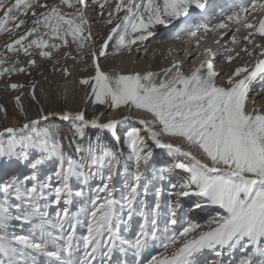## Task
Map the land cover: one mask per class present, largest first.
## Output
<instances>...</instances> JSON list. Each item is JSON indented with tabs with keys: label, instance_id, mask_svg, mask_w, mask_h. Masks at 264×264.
I'll return each instance as SVG.
<instances>
[{
	"label": "snow or ice",
	"instance_id": "6c2138e0",
	"mask_svg": "<svg viewBox=\"0 0 264 264\" xmlns=\"http://www.w3.org/2000/svg\"><path fill=\"white\" fill-rule=\"evenodd\" d=\"M92 4L101 9L105 6L101 0H92ZM61 6L74 10L66 12ZM86 7V0H59V4L40 3L39 0H15L14 3L0 0V9L3 10L0 32L9 31L11 23L10 31L15 33L26 23L18 16L30 12L32 17L31 26L0 50V76L27 71L26 67L17 66L18 60L5 67L6 52H23L29 57L27 65H34L35 60L31 59L33 49L41 57L50 58L53 50L61 47V43L55 41L67 44L68 37L77 51H82L85 42L92 39L90 33L85 34L88 23L84 14ZM193 9L207 12V0H116L106 23L112 24L116 13L123 11L124 14L111 28L98 51L91 54L95 75L80 80L84 85L93 81L89 93L94 97L93 104L107 103L112 109L134 107L151 114V121H140L145 126L147 139L156 147L168 150L169 154L190 158L188 162H177L171 168L159 169L155 177L165 179L173 169L189 173L186 182L170 185L172 191L167 201L163 231L159 228L161 189L155 188L156 203L152 206L147 205L140 194L141 185L145 195L150 191L149 184L142 183V175L153 153L139 129L131 128L126 133L130 155L121 163L119 153L105 148L99 140L89 141L87 148L78 143L76 151L81 153L82 159L77 162L64 153L61 141L50 140L47 132H36L33 136L18 139L16 133L19 129L4 127L0 130V137L7 136L0 141V158L28 161L29 149L39 150L42 158L31 163L32 175L24 176L23 180L0 183V264H94L97 260L99 264H132L119 256L113 259L115 252L121 256L131 252L135 264H141V255L150 246L163 251L151 256L148 264H197V256L204 250H212L220 257L225 252L231 256L237 249L244 253L239 264H264V111L249 110L246 104L251 82L257 77L264 79V58H258L252 66L236 67L227 77L228 87L214 82L218 73L214 71L211 58L201 60L187 75L180 70V64L174 62L162 70L159 82H156L157 73L151 71L110 74L102 71L97 62L98 56H107L109 41L115 40L112 47L116 50H131V45L153 36L157 25H168L181 17L190 20V10ZM258 12L261 13L258 18L248 19L249 15ZM226 21L250 29L243 39L253 44L250 37L256 34L264 37V0H251L239 12L225 15L211 26H198L188 34L195 37L201 27L204 33L227 28ZM183 27L187 30L189 25ZM239 30L236 28L237 32ZM232 41L237 43L235 36ZM254 47L260 48V56L264 57V47L259 44ZM242 50L249 56L253 54L247 47ZM225 51L231 52L232 49ZM204 52L211 57L210 48H205ZM225 59L231 62L233 56L228 55ZM63 72L69 74L67 68ZM8 87L19 89L24 85L12 83ZM31 87L35 100V85ZM14 99L23 114L20 97ZM0 111H5L3 106ZM60 117L76 124L74 136L81 140L89 126L107 130L119 139L115 130L121 121L115 118L101 122L99 117L86 118L83 111L74 114L65 111ZM46 119L41 110V115L26 122L23 128ZM156 123L161 126L159 132L150 126ZM162 135L183 139L190 148L201 150L208 162L198 159L191 150L163 141ZM45 159L59 161L54 173L55 185L49 182L51 177L42 181L36 174L35 170ZM86 167L106 170L107 175L104 176L102 171L85 172ZM98 174L102 180L92 190L91 208L81 207L78 212H71L68 206L73 204V197L84 195L82 188L73 192L72 179L87 184ZM117 176L124 178V192L119 200L114 197L112 186ZM101 193H104L103 197ZM189 195L205 198L212 205L226 210L227 215L214 218L208 226L190 221L186 226L182 225L171 197ZM50 197L54 199L50 200ZM10 198H14V202H10ZM61 200L64 207L56 211L54 218L51 217L46 210L49 202L58 204ZM200 207L198 203L193 205V208ZM80 213L85 214L86 221L78 218ZM134 216H139L141 221L134 238L129 239L122 233L129 231ZM13 221L30 225L28 233L8 235L7 230ZM81 224L86 227V232L77 235V227Z\"/></svg>",
	"mask_w": 264,
	"mask_h": 264
},
{
	"label": "bare ground",
	"instance_id": "6f19581e",
	"mask_svg": "<svg viewBox=\"0 0 264 264\" xmlns=\"http://www.w3.org/2000/svg\"><path fill=\"white\" fill-rule=\"evenodd\" d=\"M103 1L104 0H101V2ZM14 2L15 0H8V3H14ZM39 2L48 3V4H52V3L59 4V0H39ZM250 2L251 0H207V5H208L207 12H201L200 10H195V9L190 10L192 12V18L190 20H186L184 17H181L178 20L172 21L171 24L157 25L154 29L153 36L149 37L147 40L143 42H137L136 44L131 45V50H128L127 48H121L120 50H125L131 56L135 54L134 59L137 58L136 56L138 54L143 55L141 66L140 67H138L137 65L136 66L137 68H139L140 73L146 71L157 73L156 82H159V79L162 75V70L171 66L174 62H178L180 64V70L187 75L190 73L191 69L194 66H197L199 64L201 60L206 58H211L214 66V71L218 73V75L214 77V82L217 85L228 87L229 85L226 83L227 79L224 77L225 76L224 74L222 75L225 78V80L223 79L224 80L223 81L221 79L223 82L221 80L219 81L218 79L219 78L218 76H220L222 72H225L226 70L228 72L230 71L229 73L226 72L227 74L225 73L226 76L228 77V75H230L235 70L236 67L244 66L245 64H248V66H252L255 64L258 58H264L260 56V50L254 47V45H256L254 37L257 34L254 35L253 37H250V39L253 40V44H248L247 41L243 39L241 44H238L241 45L240 47L241 49L239 51H241L242 53L241 56L243 55V59L244 58L249 59L248 61L247 60L245 61L246 63H242V62L238 63V57L240 59V55L237 52L236 53L239 56H236L233 62L227 61L225 59L226 55H224L226 53H228V55H233V54H229V52L225 51V49L229 48L230 46H232L234 49V44L235 46H237L236 45L237 43H233V41L227 43L226 41L228 37L231 35L232 31H234V29L238 27L237 26L238 24H234L230 21H226V23L228 24L227 28L217 29L215 32H208V33H204L201 27V31L195 37L189 36L188 33L189 31H195L198 26H203L205 24L211 26L212 24H215L219 20L223 19L225 15L231 14L233 12H239L242 7H247L250 4ZM86 4H87V8L84 9V14H85V19L88 21V23L85 25V34L88 33L91 20L94 18L95 15L93 9L94 8L97 9L99 7L97 5H93L92 0H86ZM61 7L62 10L66 12H71L74 10L67 8L66 6H61ZM39 10L40 9H37V11ZM200 13H202L204 17H202ZM0 15H3L2 9H0ZM259 15H261V13L259 12L255 14L257 18L259 17ZM18 19H25L26 20L25 25L17 29L15 33H12L10 31L12 24L9 23V31L0 32V37H1L0 50H4V46L7 43H9L12 39L17 38L19 35H22L23 32L26 31L27 28L31 26L32 17L30 15V12L26 16L25 15L18 16ZM185 24L189 25L187 30H185L183 27ZM105 35L104 36L102 35L103 40L104 38L106 39L108 36V34L106 37ZM177 36L179 38H177ZM201 37H203V39H201ZM67 39H68L67 44H64L63 42L60 41H55L57 43H61V47L59 49L53 50L52 56L50 58L41 57L38 51L33 49L31 59L35 60V64L31 66L27 65L26 61L29 57L24 56L23 52L19 54L6 52L4 56V59L6 61L5 67L10 66L13 61L18 60L19 65L17 66L26 67L27 71L16 72L10 75L6 74L4 76H0V86L3 87L5 86L8 90L7 100H5L3 104H0V106H3V108L5 109V111H0V130H2L4 127L18 128L20 123L22 124L23 121L28 122L37 119L41 115V110H43V114L47 116V119L40 120L37 125L35 126L30 125L29 128L24 129L27 137L33 136L34 133L36 132H47L49 135V139L60 140L62 143L64 153L67 156H71L77 162L81 161L82 155L81 153H78L76 151V145L78 143H82L84 147L87 148L89 141L95 142L96 140H99L100 143L105 148L119 153V155L122 157L121 163H124L125 161H127L130 155L129 145H126L127 142V139L125 138L126 132H128L131 128L139 129L140 134L146 138L147 146L151 148L153 153L150 162L146 166H144V171L142 175V183H148L150 187V191L145 195L143 192V187L141 185L140 194L142 199L146 202V204L152 206L156 203V197L154 194L155 188L161 189L160 203L162 205L161 207L162 215L160 218L159 228L162 232L168 213L167 201L170 198L169 193L172 191L170 185L175 184V182L177 181L178 172L177 171L173 172L174 170L173 169L170 173L166 174L165 179H158L155 177L158 176L159 169L171 168L177 162H188L190 158L179 154H169L168 150L156 147L151 140L147 139V132L145 130V126L141 124L140 121L141 120L151 121L153 119L151 114L143 110H138L134 107L132 108L120 107L118 109H112L109 106L107 107L106 104L104 105H101L99 103L93 104L92 100L94 99V97L89 96V93L91 92V83H93V81H90L88 85L81 84L80 80L83 78L82 76L83 75L85 76L86 74H83L82 76L81 74L78 75L77 71L75 70L76 67L72 65L63 67L68 69L69 74L65 75L64 72L62 71L63 69L62 65H60L61 62L59 63L57 58L62 56L70 57L77 55L79 56V59H81L80 68L87 70L89 72L87 76L89 77L94 76L95 68L92 65L91 54L93 51H98L99 46L103 43V41L99 46H96L94 50L90 52V56H89L90 58L88 60L81 56L82 53L81 51H77V47L72 42L71 37H68ZM197 41H199V44L197 43ZM114 44H115L114 39L109 41V47L106 48V52L108 53L107 55L112 54V52L119 51L116 50V48L112 47V45ZM165 44H168L167 45L168 47H166ZM245 47H247L250 51H252L253 54L251 56H249L247 52L242 50ZM157 48H159L161 53H163L166 56L167 59H165L164 57L166 64L164 65V67H161L157 70L156 69L154 70L153 67L152 70L149 59L154 55L155 53L154 50ZM205 48H210L212 50L211 57H209L208 54L204 52ZM237 49L235 48L236 51ZM255 52L257 54H255ZM65 53H67V55H65ZM191 54H194V56L190 57ZM99 58L102 57L98 56L97 60ZM223 58L225 60V63L222 65V67L220 66L219 68L218 67L219 64H217V62L223 61ZM39 63L41 66H43L42 70L54 71L56 69L61 68L60 77L57 78L56 81H50L45 79L40 74V72L38 73L37 71ZM132 63H134V60L132 61ZM107 66L100 64L101 70L110 74L116 72L126 74L131 72V67L119 68L115 65H112L110 67ZM12 83L23 84L24 87L19 89H11L8 87V85ZM32 84L35 85V89H34L35 97H36L35 100L32 98V93H33V89L31 87ZM17 96L20 97V105L24 109L23 114H21L20 109L17 106L16 101L14 99ZM61 100H64L66 102L67 105L66 111L69 113L74 114L76 112L81 111V109L83 108L82 111L86 116L87 115L86 109L89 108L96 112L97 117H99L101 122H104L109 118H115L117 120H120L121 123L118 125V127L115 130V136L119 137V139H116L113 136V134L107 130L100 131L98 129L91 128L90 126L85 128V135L82 140L79 137L74 136V129L76 127V124L71 120L69 121L62 120L60 117L61 112L57 110V107ZM246 104L249 110H251L252 108H257L261 111H264V79L257 77L253 82H251L250 91L248 93ZM49 113H52V115H48ZM150 126L154 130L158 132L160 131L161 126L158 123L152 124ZM160 138L165 142H171L175 145H179L184 150H191L198 159L204 160V162H208L201 150H199L196 147L190 148L189 145L183 139L178 137H169L165 135H162ZM32 158L37 160L39 158H42V154L40 152L35 153L34 157ZM156 159H158L157 160L158 162H156L153 165L151 162ZM7 160L8 163L10 164V168L14 169V173H12L13 179L20 178V176L16 174V170L18 169L17 167L18 164H16V161H14L13 158L11 160L7 158ZM52 160L45 159V162L43 163V165H41V167H44V169L42 171L40 169L35 171L37 175L39 176L43 175L42 177L43 179H41L42 181L47 180L49 177H51V180L49 182L55 185L56 181H54L55 180L54 173L56 168L59 166L57 165L59 164V161L55 164L53 170H51L52 167L51 164L49 163H51ZM31 163L25 162V165L30 166ZM28 170L29 169L27 168L26 171ZM177 170L179 171L182 169H177ZM84 171L85 172L102 171L104 176L107 175L106 170H98L95 167L91 169L86 167ZM185 178H186L185 181L189 179V173L188 175L185 176ZM101 180H102V176L99 174L90 178L87 184H81L80 181L76 180L75 178L72 179L70 183L72 185L73 192L78 191L82 188L84 195L82 197H75V196L73 197V204L68 206L71 212L74 213L78 212L81 207H85L87 209L91 208L90 200L92 197V190L98 184H101ZM123 182H124V178L121 176H117L112 181V186L115 189L114 197L117 200L120 199L121 195L124 192ZM182 182L183 180L181 182L179 181L177 185L182 184ZM0 183H4L2 179H0ZM100 195L101 197H103L104 193H101ZM0 198H2V194H0ZM51 199H54V197H50V200ZM171 199L174 202L175 210L177 211L178 217L181 219V224L184 226H186V223L189 221L200 224L202 226H208L209 221L213 220L214 218L224 217L221 216L220 214H216V205H212L205 198L200 199V197L189 195L187 197L172 196ZM10 202H14V198H10ZM197 203L201 204V207L198 209L193 208V205ZM51 207H53V209H50ZM63 207L64 205L62 200L58 204H53L49 202V206L46 210L48 211L50 216L54 218L56 211L58 209H62ZM78 218L81 221H86V217L84 213H80ZM140 221L141 218L139 216H134L129 231L127 233H122V235H124L126 238L129 239L134 238L135 231L138 230V224ZM29 227L30 225L28 224H24L20 221H13L11 222L7 232L8 235H12V234L26 235L28 233ZM85 232H86V227L84 226V224L78 225L77 235H83L85 234ZM162 251H163L162 248L150 246L142 253L140 258L141 264L146 260V258H148V256L157 255L159 252ZM211 251L212 250H204L202 253L198 254L197 264H204V261L207 259L206 258L207 255H209ZM118 256L122 260H127L132 262V264H135V260L132 257L131 252H129L126 256H121L118 252H115L113 259H115ZM216 258L219 259L218 257ZM94 264H99V261L97 260L96 262H94ZM215 264H219V263H215ZM222 264L224 263L222 262Z\"/></svg>",
	"mask_w": 264,
	"mask_h": 264
},
{
	"label": "rangeland",
	"instance_id": "374dc122",
	"mask_svg": "<svg viewBox=\"0 0 264 264\" xmlns=\"http://www.w3.org/2000/svg\"><path fill=\"white\" fill-rule=\"evenodd\" d=\"M102 3L105 4V6H104L103 9H101L100 7H98L97 9L96 8L93 9L95 15H94V18L91 20V23H90V26H89V31H88V33H90V34L92 33L91 34L92 39L89 42H87V43L85 42V47L81 51L82 52L81 53V56L84 57L85 59H88V60L90 58L89 57L90 56V52L92 50H94V48L96 46H99L102 43V41L105 40V38H104V40L102 39V35L104 36L105 33H106V35H105V37H106L107 34L109 33V31L111 30V28L114 27L115 24L118 22L119 17L123 16V12L122 11L119 12V13H116V15L112 17L113 23L112 24L106 23V21L108 19V13L115 8L116 0H104ZM101 12H103V14H101ZM255 14L256 13H252L251 15H249L248 19L251 21L252 18H253V15L255 16ZM200 15L202 17H204L202 15V13H200ZM237 26H238L237 28L240 29L239 32H237L236 31V28H235L234 31H232L231 35L228 37V39H227L226 42L228 43V42L232 41V37L233 36L236 37V39H237V44L236 45L237 46H235V44H234V49H233L232 46L229 47V48L232 49V51L229 52V54H233L231 56L234 57L233 60H232V62L234 61V59H235L236 56H239L240 55V59L238 57V63H240V62L246 63L245 61L246 60L248 61L249 59H245V58H244L245 60L243 59V55L241 56L242 53H241V51H239L241 49L240 48L241 45H238V44H241L243 37L248 34V32L250 31V29L249 30L248 29H245L241 25H237ZM105 28H108V29H105ZM255 37H254V39H255L256 44L259 43V45L261 47H264V37H261L258 34ZM0 39H1V37H0ZM238 42H240V43H238ZM165 45H166V47H168L167 46L168 44H165ZM235 48L236 49L238 48L237 51L235 50ZM157 49L159 50V48H157ZM157 49L154 50V52H155L154 55L149 59V62L151 63L150 65H151V69L152 70H153V67H154V70L155 69L157 70V69H159L161 67H164V65L166 64V61H165V59H167L166 56L163 53H161L160 50L158 51ZM258 50H260V48H258ZM156 52H157V54H156ZM236 52L239 55H237ZM255 54H257V53L255 52ZM224 55L227 56L228 53H226ZM136 57L137 58L134 59L135 58V54L131 56L125 50H119V51L112 52V54H110V55H107L105 57L99 58L97 60V62L99 63V65L100 64L101 65H105V66L108 65L107 67H110L112 65H115V66H117L119 68H130L131 67V72H139L140 70H139V68H137V66L138 67L141 66L142 60H143V55L138 54ZM164 57H165V59H164ZM57 60H58L59 63L61 62L60 65H62V68L63 67H67L68 65H70V66L72 65V66H75L77 68V69L75 68V70L77 71L78 75L81 74V76H82L83 74H86L85 76L83 75L82 77L83 78H88L89 77V76H87L89 72L87 70H84V69H81L80 68L81 59H79V56H77V55L70 56V57L62 56V57H58ZM133 60H134V63H132ZM127 62H129V63H127ZM224 63H225V60L223 58V61H218L217 62V64H219L218 67L219 68H220V66L222 67V65ZM245 65H248V64H245ZM29 66H31V65H29ZM42 67L43 66H41L40 63H39L38 64V70L37 71H38V73L40 72V74L45 79L50 80V81H56L57 78L60 77L61 68L56 69L54 71H51V70L47 71V70H42L43 69ZM63 69H62V71H63ZM226 72H228V71L226 70L225 72H222L220 74V76H218L219 77L218 78L219 81L221 79L222 80L223 79L225 80V78L227 79V76H226L227 73ZM222 74L225 75L224 76L225 78L223 77ZM7 93H8L7 88L5 86L4 87L3 86H0V104H3L5 102V100H7V95H8ZM106 106L108 107V104L107 103H106ZM57 110L60 111L61 113L65 112L67 110V105H66V102L64 100H61L59 102V105L57 107ZM82 110H83V108L81 109V111ZM86 114L87 115L85 117L88 118V119H91L93 117H97L96 112L94 110L89 109V108L86 109ZM25 123L26 122L23 121L22 124L20 123V125L17 128V129H19V131L17 132L18 134L16 133V136H17L18 139L19 138L27 137V135L25 134V131H24L25 128H23V125ZM6 136H7V134H6ZM6 136L5 137H0V141H3L6 138ZM125 138H126V136H125ZM126 145H128L127 142H126ZM38 152H40V151H38L37 149H29V159H28V161H24V162L18 161L15 158H13L14 161H16V164H18V166H17L18 169L16 170V174L18 176H20V178H18L19 180H23V177L24 176H30V175L33 174V171L34 170L31 168V166H29V165L26 166L25 165V162H27V163L28 162H30V163L33 162L35 159L32 158V157H34L35 153H38ZM157 160L158 159L152 161L151 163L154 165L156 162H158ZM159 161H161V160H159ZM57 162H58L57 160H54L53 159L52 162L49 163V164H51V167H52L51 170H53V167H55V164ZM57 165H59V164H57ZM47 166H46V168H47ZM163 166H164V164H163ZM27 168L29 169L28 171H26ZM38 169H40L42 171L44 169V167H41V165H40V166H38ZM176 171L178 172V176H177V181L175 182V184H177L179 181L181 182L182 180H183V182H186L185 181L186 180L185 176L188 175V173L185 172L184 170H179V171L177 169H174L173 170V172H176ZM12 173H14V169L13 168L12 169L10 168V164L8 163L7 158L6 157L5 158H0V179H2L3 182H9V181L13 180ZM171 176H173V175H171ZM42 177H43V175L42 176H39L40 180L43 179ZM54 181H56V180H54ZM25 184L28 185V186H30L27 181H25ZM200 199H202V197H200ZM50 209H53V207H51ZM216 214H220L221 216H226L227 215V212H226V210H224V209L220 208L218 205H216ZM217 250H219V249H217ZM209 255H207V257H206L207 259L204 261V264H215V263H219L218 261H222L224 264H239L240 260L244 256V253L240 252L237 249V250H234L233 255L229 256L227 254V252H225L224 255L218 257L219 259L216 258L217 256L215 255V252H213V251H211L209 253ZM151 256H148V258H146V260L142 264H148V261L151 259ZM209 258H210V260H209Z\"/></svg>",
	"mask_w": 264,
	"mask_h": 264
}]
</instances>
